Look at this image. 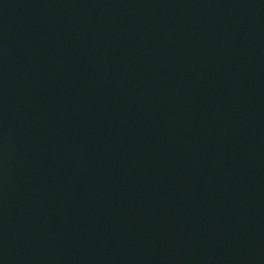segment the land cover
<instances>
[{
	"label": "water",
	"instance_id": "water-1",
	"mask_svg": "<svg viewBox=\"0 0 264 264\" xmlns=\"http://www.w3.org/2000/svg\"><path fill=\"white\" fill-rule=\"evenodd\" d=\"M0 264H264V0H0Z\"/></svg>",
	"mask_w": 264,
	"mask_h": 264
}]
</instances>
